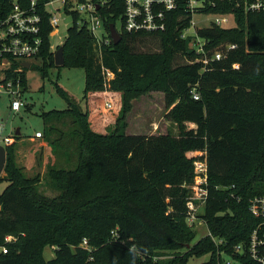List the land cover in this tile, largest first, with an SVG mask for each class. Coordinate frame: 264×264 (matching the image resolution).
Masks as SVG:
<instances>
[{
  "label": "trees",
  "instance_id": "1",
  "mask_svg": "<svg viewBox=\"0 0 264 264\" xmlns=\"http://www.w3.org/2000/svg\"><path fill=\"white\" fill-rule=\"evenodd\" d=\"M15 1L30 2L0 0V19ZM48 1L40 0L42 66L25 68L14 60L6 71L7 80L20 78L25 91V72L33 69L46 78L56 66L60 46L51 43L53 28L44 7ZM92 1L104 2L98 13L112 38L110 25L124 22V0ZM210 10L232 12L236 25L198 30L209 57L215 49L236 47L209 64L191 37L181 38L176 23L161 33L122 29L119 44L112 40L99 47L90 29L78 24L79 12L68 10L74 24L63 43L64 66L85 69L86 96L98 90L120 91L126 113L131 98L145 90L163 91L171 108L167 117L179 123L180 131L128 135L119 124L111 133L97 132L91 127L95 109L90 101L84 109L59 88L68 107L44 114V133L56 130L53 117L72 116L81 136L79 162L73 169H50L61 193L48 196L38 190L41 177L27 176L17 164L16 143L6 147L0 174V184L8 182L0 194V248L6 245L8 252L0 250V264H186L190 257L204 255L210 259L203 264H218L223 251L239 255L235 247L249 242L258 222L250 199L264 196V10L247 11L237 0H219ZM149 39L160 42L161 50L138 51V42ZM179 56L186 62L178 64ZM103 68L114 74L111 80ZM197 161L207 167L208 183L203 185L208 196L199 216L210 233L194 242L187 203L190 186L197 184ZM8 235L14 237L10 242ZM47 246L54 248V258H46Z\"/></svg>",
  "mask_w": 264,
  "mask_h": 264
},
{
  "label": "rangeland",
  "instance_id": "2",
  "mask_svg": "<svg viewBox=\"0 0 264 264\" xmlns=\"http://www.w3.org/2000/svg\"><path fill=\"white\" fill-rule=\"evenodd\" d=\"M61 8L59 16L61 22L58 32L51 36L52 46H63L68 29L73 26L74 18L67 13L61 3L54 6H48L49 11L54 8ZM81 18L91 20L89 13L81 12ZM196 21L198 26H204L209 20L204 15H197ZM236 25V21H232L231 27ZM117 29L122 32V21L119 20L116 25ZM101 34H109L104 28L100 30ZM191 34L196 33V29L192 28ZM59 47V48H60ZM137 50L141 52H157L161 50L160 42L149 39L138 42ZM178 64L186 62L181 56L178 57ZM9 61L8 59H6ZM32 64L42 66L41 57L31 59ZM31 64V66H32ZM2 68L0 66V77L2 76ZM27 83V89L23 95L24 106L20 112L11 110V97L2 89L0 90V137L4 139L6 136L17 137L16 130L20 129L21 136L16 139L15 159L17 164L24 168V172L29 177L40 176L41 184L38 190L42 194L48 196H57L61 193L50 175V169L66 168L73 169L79 162L80 141L81 136L78 127L73 123L72 116L53 117L51 122L56 126V130L52 134L35 141L30 136L35 135L37 131L46 129L45 116L46 112L52 110H64L68 107V102L61 95L59 88H62L70 94L78 102L82 108L87 109V103L90 101L92 108L95 110L90 116L91 127L97 132L106 134L113 132L119 124L128 135H160V134H178L180 131L179 123L172 117H167L171 110L167 106L166 96L163 91L145 90L139 95L133 97L127 106L124 95L120 91H102L98 90L94 96L90 93L88 97L85 92L86 71L81 67L71 66H55L49 68L48 75L43 78L39 71L30 69L24 73ZM88 98V100H87ZM112 103V108L104 110L106 102ZM188 128H194L195 125L187 123ZM53 143V144H50ZM49 144V146H46ZM197 173L200 167L197 165ZM8 182L4 181L0 184V194L7 187ZM190 186V185H189ZM192 188L191 198L197 201V191L194 186ZM194 190V192H193ZM202 206L199 212H203ZM196 237L194 242L204 236H207L209 228L206 223L195 220L193 225ZM16 239V238H15ZM45 256L47 259L55 257L54 248L47 246L45 248ZM210 259V255L201 257H190L186 264H203ZM241 264L233 255L222 254L221 261L218 264Z\"/></svg>",
  "mask_w": 264,
  "mask_h": 264
},
{
  "label": "built area",
  "instance_id": "3",
  "mask_svg": "<svg viewBox=\"0 0 264 264\" xmlns=\"http://www.w3.org/2000/svg\"><path fill=\"white\" fill-rule=\"evenodd\" d=\"M218 2L219 0H124L125 11L122 29L130 34L161 33L166 32L176 23L177 30L182 28L181 38L188 39L191 37V44L195 46L198 52L206 54L203 61L205 64H209L212 60H220L225 55V50L236 47L235 44H230L215 49L210 52L212 56L209 57V53L204 47L207 42L198 35V30L204 27L231 28L229 25L233 20L235 21V15L232 12L215 13L210 10L217 7ZM57 3H61L67 13L69 11H78L79 15L81 12L89 13L91 20L81 18L80 15L78 24H84L90 29L99 47L110 44L112 38L107 34L100 33V30L104 27L97 6H102L104 2L99 5L92 0H49L46 2L44 7L50 13L49 24L53 28L51 36L58 32L61 22V16H59L61 8L58 7L54 8L53 11H49L47 7L54 6ZM237 4L247 11L264 10V0H237ZM40 7V0H30L27 5L15 1L8 15L0 19V66H3V74L0 77V90L3 89L11 97L10 107L13 112H20L24 106L23 95L25 90L20 78L16 81L13 79L7 80L6 71L11 68L14 60L21 61L23 66V62L35 59L40 54L43 47L41 33L44 23V16L40 12ZM197 15L206 16L209 23L201 27L198 26ZM192 28L196 29V33H190ZM234 66L239 68L238 64ZM103 74L108 80L114 77V74L108 69L103 68ZM194 97L199 99L200 96L197 92H194ZM111 108L112 103L107 101L104 110ZM35 137H43V132L37 131ZM14 141L13 136H6L4 139L0 137V145L5 147ZM197 165L200 167L199 174L197 173V184L194 186L198 195L196 197L197 201L195 198H190L187 203L189 211L187 220L191 226L194 225L195 220L204 222L199 216V210L202 206L205 207L208 196V192L203 185L208 183L206 163L197 161L196 171L198 170ZM250 211L258 220L257 225L251 233L249 242L246 245L239 244L235 247V252L239 255L235 254L234 257L241 264H249L248 261L253 264H264V196L257 195L250 199ZM13 239L12 235H8L6 242ZM216 241L220 244L223 243V240L216 239ZM84 244H87V241H84ZM0 250L7 253L8 247L3 245ZM225 253V251L221 252V257Z\"/></svg>",
  "mask_w": 264,
  "mask_h": 264
},
{
  "label": "water",
  "instance_id": "4",
  "mask_svg": "<svg viewBox=\"0 0 264 264\" xmlns=\"http://www.w3.org/2000/svg\"><path fill=\"white\" fill-rule=\"evenodd\" d=\"M97 7H98V9L100 8L99 6H97ZM110 33H111V37H112L114 44H119L122 40V34L118 31L115 24L110 25ZM55 64H56V66H62L65 64L63 46H61L55 53ZM23 66L25 68H30L31 62H27V61L23 62ZM16 135H18V136L21 135L20 129L16 130ZM6 161H7L6 147L3 145H0V174H2L4 171Z\"/></svg>",
  "mask_w": 264,
  "mask_h": 264
},
{
  "label": "crops",
  "instance_id": "5",
  "mask_svg": "<svg viewBox=\"0 0 264 264\" xmlns=\"http://www.w3.org/2000/svg\"><path fill=\"white\" fill-rule=\"evenodd\" d=\"M44 131H45V130H44ZM44 131H41V132H44ZM21 134H22V133H21ZM35 134H36V133H35ZM40 138H42V137H40ZM40 138H36L35 135L30 136V139L33 140V141H35V140H37V139H40ZM46 146H49V144H46Z\"/></svg>",
  "mask_w": 264,
  "mask_h": 264
}]
</instances>
